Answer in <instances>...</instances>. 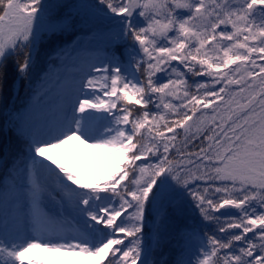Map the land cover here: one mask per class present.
<instances>
[{
	"label": "snow or ice",
	"instance_id": "obj_1",
	"mask_svg": "<svg viewBox=\"0 0 264 264\" xmlns=\"http://www.w3.org/2000/svg\"><path fill=\"white\" fill-rule=\"evenodd\" d=\"M0 126V264H264V0H0ZM73 141L112 171L46 155Z\"/></svg>",
	"mask_w": 264,
	"mask_h": 264
},
{
	"label": "rangeland",
	"instance_id": "obj_2",
	"mask_svg": "<svg viewBox=\"0 0 264 264\" xmlns=\"http://www.w3.org/2000/svg\"><path fill=\"white\" fill-rule=\"evenodd\" d=\"M49 2H55V0H49ZM70 2H75V0H70ZM85 47L87 49H102L104 47L103 41L101 39H97L94 41H89L88 39L85 40ZM89 51H85L83 53L84 56L89 55ZM38 68L37 73L38 77H43L45 74V71H47L49 65L47 63V57L41 54V56L38 58ZM57 66H59V61H57ZM43 68L44 71H41L40 69ZM86 70V69H85ZM63 71V69H61ZM55 72L51 74V83L49 84V87H52L55 80ZM37 83V80L33 81V84H29L27 82L26 84V96L20 103L23 107L29 103L32 102V92L31 88L35 86ZM55 95V89H53V92L50 95V99L54 98ZM13 106V105H11ZM47 109H45V112ZM6 129V128H5ZM7 130V129H6ZM46 155L52 156L53 158L57 159L59 162L65 164L68 167L74 168L77 171L82 172L86 177L94 178L96 176L100 175H106L110 171H112L111 165L105 160V158L99 156L98 153L95 152V150L89 149L84 145H81L78 141H73L70 144L64 146L61 149L54 150L52 152L46 153ZM40 180L42 182L47 180V177L41 176ZM251 235V234H249ZM175 242L173 241L172 246H165L164 256L161 257L159 255V250H157V253L153 256V259H161L166 258L168 260H172L176 258L179 253L174 247ZM26 260H34V261H42L43 264H60L61 261H71L72 264H75L78 260H84L87 261L86 257H73L70 255H67L66 253H54V252H47L43 249H33L25 254Z\"/></svg>",
	"mask_w": 264,
	"mask_h": 264
},
{
	"label": "trees",
	"instance_id": "obj_3",
	"mask_svg": "<svg viewBox=\"0 0 264 264\" xmlns=\"http://www.w3.org/2000/svg\"><path fill=\"white\" fill-rule=\"evenodd\" d=\"M15 77H16L15 70L13 69L12 72L10 73V77H9L10 82L7 85L6 90H5V94L8 96V102H9V99L11 98V95H12V89H13V83H14ZM4 138H5V134L3 132V126H0V152L2 149V145H3L2 141ZM14 141H15V136L12 134L8 140V142L10 143V151L12 149Z\"/></svg>",
	"mask_w": 264,
	"mask_h": 264
},
{
	"label": "water",
	"instance_id": "obj_4",
	"mask_svg": "<svg viewBox=\"0 0 264 264\" xmlns=\"http://www.w3.org/2000/svg\"><path fill=\"white\" fill-rule=\"evenodd\" d=\"M221 211H224V210L222 209ZM233 211H235V210H233Z\"/></svg>",
	"mask_w": 264,
	"mask_h": 264
}]
</instances>
